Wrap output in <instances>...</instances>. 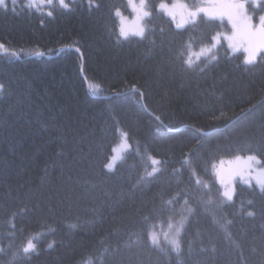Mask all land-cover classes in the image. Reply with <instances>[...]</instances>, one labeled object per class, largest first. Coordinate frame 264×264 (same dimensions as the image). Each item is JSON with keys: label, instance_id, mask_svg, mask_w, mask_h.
<instances>
[{"label": "trees", "instance_id": "1", "mask_svg": "<svg viewBox=\"0 0 264 264\" xmlns=\"http://www.w3.org/2000/svg\"><path fill=\"white\" fill-rule=\"evenodd\" d=\"M66 2L69 10L57 4L36 11L25 0L0 7V44L8 53L0 54V83L7 86L0 96V264H101L102 253L105 264H264V196L238 177L235 203L218 208L224 189L212 167L251 154L264 164V147L256 152L264 144V62L258 57L255 65H245L244 52H232L221 37L217 60L203 73L158 72L190 37L196 51L216 32L227 34V21L223 28L215 20L177 29L159 9L162 0H148V39L117 42L120 23L110 6L127 0H98L101 6L91 12L87 0ZM121 13L130 15L129 7ZM89 83L101 90L90 91ZM122 131L130 134L129 147L121 144ZM249 143L252 149L245 151ZM118 147L125 159L109 173L102 165ZM149 154L167 161V170L152 185L134 189L137 177L151 171ZM186 154L195 176L181 167ZM177 168L179 184L171 175ZM197 177L209 182L216 203L206 211L190 200L196 211L179 255L143 242L126 247L142 236L141 217L157 192L163 188L167 198L184 189L200 196ZM22 208L15 236L9 235L6 221ZM37 233L38 254L13 259L17 247Z\"/></svg>", "mask_w": 264, "mask_h": 264}, {"label": "snow or ice", "instance_id": "2", "mask_svg": "<svg viewBox=\"0 0 264 264\" xmlns=\"http://www.w3.org/2000/svg\"><path fill=\"white\" fill-rule=\"evenodd\" d=\"M18 0H11L12 5H16ZM59 5L61 8L69 10V4L66 0H27L25 7L30 9H35L36 11H41L42 6L47 5L49 8H55L56 5ZM88 11L91 12L93 9H98L101 5L98 0H87ZM251 6V12L249 7ZM130 7L135 13V19L138 22H144L145 18H151L153 15V5L149 4L148 0H127L126 5H117L112 4L110 6V11L114 10L116 17L121 19V27L119 29V36L117 37V42L120 38L125 40L129 39L130 35L138 36L142 40L148 39L149 34L152 29L149 28L146 22L140 24L136 30L128 31L123 26V20L126 19L121 13V7ZM0 7L7 9L8 4L7 0H0ZM177 7L176 4H173L171 7L162 2L159 5V9L164 10L167 15H169L173 22L176 21V15L173 9ZM184 9V13L181 15V19L176 23L177 29H183L185 25L190 26L195 29L199 23L207 21L218 20L219 27L223 28L225 26V21L230 25V34L224 32H216L215 35L211 37V43H201L199 51H194V41L193 38H189L187 41H184L180 44L179 48L176 50L175 56L170 58L168 64L164 67L158 69V72H163L167 69L172 75L180 73L181 75L188 72H200L203 73L208 66L217 60V54L214 51L217 49L218 45H221V37L227 41V47L236 52L240 49L247 54L244 58L243 63L245 65H255L257 63V58L259 57L260 61L264 62V0H201L200 3L194 4L189 8L188 5H180ZM15 11V7L12 9ZM259 10L260 14L258 15V22H254L253 17L257 14ZM47 15L49 17L53 16V11H48ZM43 23V21H41ZM163 31V29H161ZM155 44V40L151 41ZM223 45H221L222 47ZM4 44H0V54L7 55V52H4ZM79 51V49H77ZM171 51V49H170ZM42 55V53H38ZM11 55H17L16 53H11ZM201 57H204L202 60ZM177 61L179 62L177 64ZM203 65V67L201 66ZM247 70V69H246ZM89 89L93 92H98L101 90V86L95 83H89ZM134 93L140 92V89L135 85L131 89ZM7 92V86L4 83H0V96H3ZM119 95V93H117ZM143 97V93H140ZM146 107V106H145ZM224 113H221L223 116ZM154 119L159 122L161 127H167L164 124L160 116H155ZM130 139V134L128 132H121V144L124 147H129L128 141ZM199 144V141H197ZM264 147V144L257 147L256 152H260V148ZM252 149L251 143L245 146V151H250ZM113 153H117V149H112ZM139 154V150H137ZM264 155V153H261ZM125 158L122 155L115 154L108 158V162L102 165L103 168L107 169L109 173L114 172L116 168L117 160L123 161ZM148 159L151 161V171L145 170L142 175L137 177L133 188H144L152 185L156 182L160 176L164 174L167 170L165 165L167 161H161L154 158L152 155H148ZM235 160H243V166L236 170L233 175H239L243 179V182L249 186L250 189H259V194L264 196V164H261V159L257 154H251L246 157H241L237 155ZM221 165L224 161L222 160ZM260 165L259 168L256 166ZM188 166L192 175H196L195 168L192 167V160L189 155H185L181 167ZM212 167L215 169L216 165L213 164ZM181 169H173L171 175L176 177V183L179 184L181 181L179 179ZM219 178V183L223 187V191L219 193V196L222 199L219 200V203L216 204L218 208H223L226 204L235 203L234 196H237L235 187L231 185L230 182H226L222 177H220L219 171L216 173ZM247 177V178H245ZM255 181V184H253ZM195 184L197 189L200 191V196L190 195L184 189H180L175 193L167 196L166 193L161 189L153 197V207L149 210L147 214H144L141 217L142 222L146 225V228L142 230V236L138 235L136 239L130 241L126 244V247L131 248L134 245H138L141 242L147 244L150 247L158 249L160 252L165 255L170 253L180 254L182 251V234L186 233V227L189 223L190 216L195 214V209L192 207L190 200L196 199L205 206L207 211V206L216 203L213 200L211 195L212 189L209 182L202 181L199 177L196 178ZM205 190H207L205 192ZM124 190L121 189V192ZM207 195V199H203V196ZM183 199V204L179 209L176 208V204ZM158 200V203L156 202ZM252 200H248V204H252ZM243 207V204H241ZM25 209H20L17 212L10 214L9 219L6 221L9 225L11 231L9 235L15 236L16 233V224L14 223L16 217L23 213ZM247 215L253 216L254 212H248ZM91 221H88L90 223ZM213 222L218 223L213 214ZM226 223H231L230 220ZM166 226V228H165ZM70 227H77L76 224L70 225ZM264 227V225H262ZM159 229V231L157 230ZM40 234H34L27 238L26 243H22L17 247L16 252L13 253V259L22 257L23 259H31L33 253L38 254L37 244L34 243L35 239H38ZM161 236H163L164 243H161ZM229 238H231V233H228ZM103 243V241H101ZM235 243V241H233ZM49 248L52 247L50 243ZM189 250L191 252V244L189 243ZM4 248H0V253H3ZM107 252V248L104 250ZM255 251V249H253ZM101 264H105V259L103 253L100 257ZM91 264V260L87 262Z\"/></svg>", "mask_w": 264, "mask_h": 264}, {"label": "rangeland", "instance_id": "3", "mask_svg": "<svg viewBox=\"0 0 264 264\" xmlns=\"http://www.w3.org/2000/svg\"><path fill=\"white\" fill-rule=\"evenodd\" d=\"M200 2H201V0H191V2H188L186 0H173L171 3H165V4L169 5V7H171L173 4L177 5V7L175 9H173V11L175 12V15H176V23H178L180 21V19H181V15L184 13V9L181 8L180 5L186 4V5L189 6V8H191L192 5L198 4ZM25 3H27V0H25ZM137 3H138V0H137ZM44 6L48 7L47 5H44ZM129 9H130V15H124L123 13H122V15H123V17L126 18V19L123 20V26L125 27L126 30L131 32L133 30H136L138 28V26L140 24L144 23L145 21L144 22H138L135 19V13L132 11V9L130 7H129ZM118 18H119V23H120V27H121V19H120V17H118ZM253 20H254V22H258L254 18H253ZM185 26H187V25H185ZM229 27H230V25H229ZM227 34H230V31ZM130 36H133V35H130ZM225 42L227 43L226 40H225ZM196 51L198 52L199 49L196 50ZM238 51H243V49H240ZM246 55L247 54L245 53V56ZM116 149H117V153H114V155L115 154L121 155L122 148L118 147ZM241 157L243 158V157H246V156H241ZM223 161H224L223 165H221V163L216 165L215 173H217L219 171L220 177H222L226 182H230L231 185L234 187V180H237L238 177L241 178V176L233 175V173L236 170H238L240 167H242L244 162H243V160H241V161L235 160V157L228 158V159L223 160ZM256 167L259 168L260 166L257 165ZM245 178H247V177H245Z\"/></svg>", "mask_w": 264, "mask_h": 264}, {"label": "bare ground", "instance_id": "4", "mask_svg": "<svg viewBox=\"0 0 264 264\" xmlns=\"http://www.w3.org/2000/svg\"><path fill=\"white\" fill-rule=\"evenodd\" d=\"M245 54V53H244Z\"/></svg>", "mask_w": 264, "mask_h": 264}]
</instances>
